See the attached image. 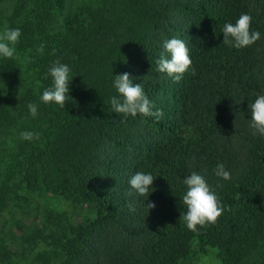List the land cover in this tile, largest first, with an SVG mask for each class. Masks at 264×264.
I'll list each match as a JSON object with an SVG mask.
<instances>
[{"label":"trees","instance_id":"1","mask_svg":"<svg viewBox=\"0 0 264 264\" xmlns=\"http://www.w3.org/2000/svg\"><path fill=\"white\" fill-rule=\"evenodd\" d=\"M68 1L0 7V31L21 30L15 56L0 57V136L13 144L0 162V218L15 221L0 224V263L186 264L212 249L222 264H264V136L249 109L264 94V0H91L65 13ZM242 13L261 38L237 49L222 28ZM172 37L192 60L179 82L157 71ZM57 60L71 69L65 107L41 100ZM125 72L160 118L113 112ZM138 171L156 176L147 197L129 184ZM192 171L224 207L197 231L183 220Z\"/></svg>","mask_w":264,"mask_h":264},{"label":"clouds","instance_id":"2","mask_svg":"<svg viewBox=\"0 0 264 264\" xmlns=\"http://www.w3.org/2000/svg\"><path fill=\"white\" fill-rule=\"evenodd\" d=\"M252 17L250 14L242 13L235 23H225L222 28L223 43L237 49L247 47L261 38L259 31L251 30ZM21 30L19 28H8L0 32V57L13 58L16 53L15 45L19 42ZM164 52L161 53L157 64V71L166 73L175 82H179L184 73L191 67L192 60L187 43L181 39L172 37L163 41ZM70 71L68 65L54 62L49 69L52 77V86L45 88L41 100L44 103H56L60 107H65L68 101ZM114 87L118 96L111 99V107L114 113L124 116H155L160 118L162 110L153 111L154 103L146 95L141 83H133L130 74L125 72L115 76ZM30 114L35 117L38 114L37 105H28ZM251 112L250 127L255 129V133L264 136V94L258 95L253 103L249 105ZM24 140L38 139L39 134L29 131L20 133ZM215 175L223 180H230L231 173L226 170L223 163H218ZM183 179L186 185V192L182 197V203L186 206L183 220L190 231H197L198 226L214 224L223 214L224 207L221 204L216 192L208 184L205 177L195 171ZM156 176L143 171L136 172L129 180L132 189L140 196H148L152 189ZM149 209L154 208V203H148ZM134 211V207L130 206Z\"/></svg>","mask_w":264,"mask_h":264},{"label":"rangeland","instance_id":"3","mask_svg":"<svg viewBox=\"0 0 264 264\" xmlns=\"http://www.w3.org/2000/svg\"><path fill=\"white\" fill-rule=\"evenodd\" d=\"M89 1L91 0H69L67 4V9H66L67 12L65 11V13H68L70 11L74 12L76 11L79 5L88 3ZM0 7H2L3 9L5 8V9L12 10V7H13L12 0H0ZM26 11H27L26 8H24L21 11V14H19L17 18H24ZM64 15L65 14H63L59 18L60 21H62ZM13 95L15 96V94ZM8 141L10 142L11 146H13L12 136H7V135L0 136V162H2V158L4 157V155H8L9 151L6 149L11 147V146L8 147L7 145L9 144ZM15 212L17 213V216L19 217L23 216L20 210L15 211ZM5 219H8L10 225L15 223L13 216L8 212H5L4 215L0 218V224H2ZM29 261L30 260L28 258H21V260H15L16 263H22V262L26 263ZM186 264H222V263L217 258L216 252L213 251L212 249H209L208 252L200 253L198 254V256L191 258L190 261L189 262L187 261Z\"/></svg>","mask_w":264,"mask_h":264}]
</instances>
